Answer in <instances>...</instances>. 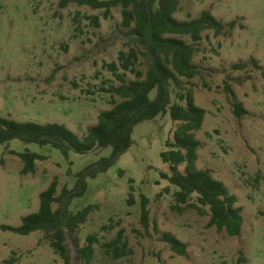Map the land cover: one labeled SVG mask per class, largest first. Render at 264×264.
Returning a JSON list of instances; mask_svg holds the SVG:
<instances>
[{
	"label": "rangeland",
	"instance_id": "374dc122",
	"mask_svg": "<svg viewBox=\"0 0 264 264\" xmlns=\"http://www.w3.org/2000/svg\"><path fill=\"white\" fill-rule=\"evenodd\" d=\"M205 10L225 24V33L208 31L194 43L201 74L184 80V86L195 90L196 103L207 111L197 133L199 167L211 170L238 197L243 232L230 237L211 227L208 216L173 209L178 188L161 176L171 172L161 154L169 150L166 143L174 140L178 126L168 114L138 125L133 147L107 173L90 179L86 195L73 202L75 212L96 206L88 222L69 234L75 251L76 238L81 247L89 236L99 239L91 264H264V76L249 64L255 59L264 68V0H182L175 17L189 21ZM93 17H100L101 27L92 24ZM122 21L121 8L105 19L104 10L64 6V0H0V117L59 123L84 137L100 114L113 107L107 91L121 85L105 66L128 50ZM184 40L193 44L189 37ZM236 64L248 66L236 70ZM135 79L127 74L128 81ZM172 91L175 102L180 90L173 86ZM234 103L247 111L244 117L235 115ZM11 151L34 152L47 160L37 162L34 174L23 175L24 163ZM111 152H71L66 158L49 146L18 140L0 147V264L12 257L16 264H65L45 233L20 236L2 226H20L23 217L39 210V196L54 180L59 191L73 189L79 172ZM144 197L150 201L148 231L141 217ZM120 230L132 254L115 260L103 244ZM158 232L187 244V254L174 253Z\"/></svg>",
	"mask_w": 264,
	"mask_h": 264
},
{
	"label": "trees",
	"instance_id": "16d2710c",
	"mask_svg": "<svg viewBox=\"0 0 264 264\" xmlns=\"http://www.w3.org/2000/svg\"><path fill=\"white\" fill-rule=\"evenodd\" d=\"M70 4L104 10L105 19L111 17L113 9L121 8L128 50L120 51L118 62L105 66L121 82L120 86H112L107 91L114 99L113 107L100 114L97 124L91 126L84 137L59 123L38 124L0 117V147H9L11 142L18 140L40 147L49 146L59 150L66 158L71 152L85 155L108 148L112 152L109 157H103L79 172L73 189L64 187L59 191L58 180H54L40 194L37 212L23 217L20 226H2V230L20 236L43 232L65 264H74L75 260L91 264L99 239L89 236L87 245L81 247L76 238L75 251L69 244V234L77 232L88 222L96 206L75 212L71 209L73 202L86 195L90 179L107 173L133 147V134L138 125L170 114L178 126L174 131V140L169 139L166 143L169 150L161 154L164 163L170 165L171 172L161 176L178 188L173 209L179 212L195 210L199 215L210 218L211 227L226 232L230 237L240 236L244 217L242 208L237 206L238 197L211 170L199 167L202 143L197 133L204 127L207 111L196 103L195 90L184 86V80L190 81L201 74L194 62L198 52L195 44L201 42L208 31L218 36L224 34L225 24L207 10L196 19L177 20L175 16L181 9L182 0H64V6ZM90 20L95 27H101L100 17ZM236 25L232 22L230 29L234 30ZM186 37L193 44L184 40ZM249 64L262 71L264 76V68L258 61L251 59ZM142 65L146 67L145 71L140 68ZM247 66L236 64L233 68L244 70ZM128 73L136 79L128 81ZM173 86L180 90L175 102ZM227 91L232 92L229 87ZM116 97L121 101L115 100ZM234 113L242 118L247 111L242 105L234 103ZM11 153L18 155L24 163L23 175L34 174L37 162L47 160L46 156L30 151ZM149 204V199L144 197L141 217L147 231L151 223ZM158 234L160 241L174 253L179 256L187 254L188 245L175 235L169 232ZM103 247L115 260L132 254L124 230H120L117 238L103 244ZM16 263L17 260L12 257L4 264Z\"/></svg>",
	"mask_w": 264,
	"mask_h": 264
}]
</instances>
